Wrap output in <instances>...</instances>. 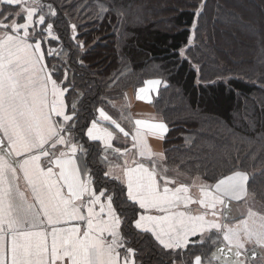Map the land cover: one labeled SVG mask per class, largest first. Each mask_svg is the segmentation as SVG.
<instances>
[{
    "label": "snow or ice",
    "instance_id": "1",
    "mask_svg": "<svg viewBox=\"0 0 264 264\" xmlns=\"http://www.w3.org/2000/svg\"><path fill=\"white\" fill-rule=\"evenodd\" d=\"M54 4L0 0V264H151L141 234L168 250L156 254L158 264L163 257L168 264H264V215L249 209L238 219L229 208L247 194L246 172L213 176L197 200L151 156L149 166L113 147V133L96 120L85 133L74 101L69 114L77 85L68 53L51 46L62 22ZM195 7L194 18L206 0ZM127 12L120 0H97L91 15L110 22L112 13L121 19ZM100 116L129 135L103 110ZM84 135L102 146L82 142ZM139 135L132 146L145 157ZM110 153L125 157L123 164ZM192 204L203 210L194 214Z\"/></svg>",
    "mask_w": 264,
    "mask_h": 264
},
{
    "label": "trees",
    "instance_id": "2",
    "mask_svg": "<svg viewBox=\"0 0 264 264\" xmlns=\"http://www.w3.org/2000/svg\"><path fill=\"white\" fill-rule=\"evenodd\" d=\"M96 2L54 4L62 22L54 25L60 39L51 46L68 53L77 85L69 114L77 101L78 124L86 133L99 110L119 114L111 104L159 80L148 108L167 127L160 164L170 177L211 185L213 176L244 171L247 194L264 210V0H206L195 18V6L204 0H120L127 15L112 13L110 22L91 15ZM82 142L101 146L86 135ZM139 239L151 264H158L156 254L168 250L149 234Z\"/></svg>",
    "mask_w": 264,
    "mask_h": 264
},
{
    "label": "crops",
    "instance_id": "3",
    "mask_svg": "<svg viewBox=\"0 0 264 264\" xmlns=\"http://www.w3.org/2000/svg\"><path fill=\"white\" fill-rule=\"evenodd\" d=\"M147 82H145V84ZM147 85H154V84L150 83ZM160 86L161 85L152 86L153 92H149L148 94H146L144 91L142 92L140 91L141 88L144 87L143 86L140 89H138L136 92L129 93L128 96L124 98V101H122L123 103L115 102L114 104H111V111H113V109H116L118 112H120L119 114L114 115L112 112L103 110V112L107 116L111 117L112 120H115L120 125L121 128H123L126 132L129 133L127 137H125L123 133L120 132L119 128H117L109 120H104L100 116L101 110L98 111V114L96 117V121H97L99 128H102V129L106 128L113 133V139H112L113 147L122 146V144L128 141V143L124 145V148L129 149V152L126 154V157L129 158L130 160L131 159L141 160L142 162L148 164L149 166H151V164H150V161L147 159L148 156H151L152 160H156V161L158 160L157 161L158 164L162 162L161 161L162 155H163L162 143H163V138L167 134V127L164 130H161L158 127H156V125H159L160 123H163V122L158 120L154 116L150 108H148L154 96H156V93L159 90ZM154 90H155V93H154ZM137 121H140L141 123L138 125L136 123ZM91 124L89 127H91ZM137 132L140 133L138 137L139 142H141L145 146V153H146L145 157L138 156L137 149L133 148L132 146L133 143L136 142L133 140V136H135ZM95 142H99L100 145L102 146L101 141H95ZM115 144L116 145L118 144V146H116ZM124 148H122L121 150L123 151ZM109 158L114 160L115 163L123 164L125 157H120L119 159H117L115 154L110 153ZM174 179L176 180L177 186H179L180 184H187L189 186L188 194L197 200L201 198V192H200L199 186L207 185L200 181H191L189 183H183L182 180L180 179H177V178H174ZM232 202L235 203L238 201L234 200V201H231L229 204H230V208L233 209L232 214L236 213V217L240 219L241 217L238 215L240 213L239 207L237 208V206H234ZM189 207L193 209L194 214L198 210L199 211L203 210L201 206L198 204H192ZM208 218H211V217H208Z\"/></svg>",
    "mask_w": 264,
    "mask_h": 264
},
{
    "label": "rangeland",
    "instance_id": "4",
    "mask_svg": "<svg viewBox=\"0 0 264 264\" xmlns=\"http://www.w3.org/2000/svg\"><path fill=\"white\" fill-rule=\"evenodd\" d=\"M152 81H157V80H151L149 82H152ZM149 82H147L144 85V87L141 88V89L144 90V92L146 94H148L149 92H153L152 86H155V85H147V84H150ZM159 85H162V83H160ZM154 93H155V90H154ZM232 204L234 206H237V208L239 207V212L240 213L238 215L241 217L240 219H244V218L247 217V213H248L249 209L252 212H254V213H257L259 215H264V213H263L264 210H262V208L260 207V205L257 204L248 194L245 195V198L244 199H241V200H239L238 202H235V203L232 202ZM229 207H230V204H229ZM232 215L233 216H236V213H233ZM233 223H235V221ZM246 247L252 248L253 245L249 244V245H246Z\"/></svg>",
    "mask_w": 264,
    "mask_h": 264
},
{
    "label": "water",
    "instance_id": "5",
    "mask_svg": "<svg viewBox=\"0 0 264 264\" xmlns=\"http://www.w3.org/2000/svg\"><path fill=\"white\" fill-rule=\"evenodd\" d=\"M76 104H77V101H74ZM213 250H214V248H213ZM258 251H259V249H258Z\"/></svg>",
    "mask_w": 264,
    "mask_h": 264
}]
</instances>
